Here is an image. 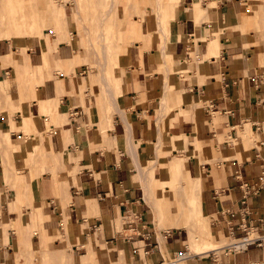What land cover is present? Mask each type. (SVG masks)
Segmentation results:
<instances>
[{
	"label": "crops",
	"instance_id": "obj_1",
	"mask_svg": "<svg viewBox=\"0 0 264 264\" xmlns=\"http://www.w3.org/2000/svg\"><path fill=\"white\" fill-rule=\"evenodd\" d=\"M246 3L167 0L161 39L156 10L146 32L126 20L103 92L65 34L67 6L59 40L0 38V264H264V21L245 32ZM245 231L260 244L215 247ZM207 233L213 248L183 253ZM31 234L40 253L23 249Z\"/></svg>",
	"mask_w": 264,
	"mask_h": 264
},
{
	"label": "rangeland",
	"instance_id": "obj_2",
	"mask_svg": "<svg viewBox=\"0 0 264 264\" xmlns=\"http://www.w3.org/2000/svg\"><path fill=\"white\" fill-rule=\"evenodd\" d=\"M77 1H78L79 6L76 4L77 2H75L74 0H0V38H6L10 44L13 43L14 46L19 48V50H23V51L31 45V44H29L31 41H34V42L42 41V45L44 47V45H45L44 43H47L46 37H48L50 35H55V36L58 35L56 40H59L60 39V37H59L60 30H62V29L67 30V28L63 25L57 24V16L59 15L58 10L60 9V10L64 11L63 8H65V6H67L69 9L68 15L72 19L73 25L69 28V31L65 32V34L67 35V38L70 37V38L76 39V40L74 39V43H75L74 47L78 48V46H79V48H81L80 51L83 52V54L85 56L84 58H82L80 56L79 57L81 59L87 60V62H84V64H85V66H84L85 71L83 73L84 76H86V78H89L91 75H94L95 76V83L98 84V88L103 92V86L99 85L101 83H100L99 78L97 76L99 66L104 65L105 75L107 76V78L109 80H111V82L113 84L114 79L112 80L111 78H112V76H114V74L116 75V72L114 70V66L116 65L118 67V60H119V56L121 54L119 52V49H116V47H114L111 39L109 38L107 40V38L110 37L109 35L106 36V43H105L106 46L108 45L107 46L108 51H107V49H105L102 52L103 48H102L101 42L98 39H97V41L95 40L97 38L96 27L99 26L98 25L99 24L98 19L105 12L108 11L109 3H107L106 0L105 1H103V0H77ZM108 1H110V0H108ZM113 1L115 3V0H113ZM155 1L156 0H146V1L145 0H116V2H117L116 3V9H117L116 11L117 12L115 15H117V18L115 16V20H117V21H115L113 19L116 23V26L113 25L114 30L120 31V29H122V30L125 29L126 28V20H132V19L137 20L138 17H142V19H144V17L148 14L149 11L156 10L155 5L157 2H155ZM243 1L247 2L246 4L251 5V6H249L250 8L248 10L253 11L255 19H251V21L248 23L247 26H243L241 28L245 32L255 31V30L261 29L260 21H264V11H258V9H257L258 7L256 8V5L258 4V0H243ZM129 2H132L133 4L135 2V4L129 6ZM165 2H167V0H165ZM91 7H93V9ZM78 8L81 10V12L84 13V18H85L84 25H83L82 19L78 15ZM163 10H164V8H162L160 10V17L159 18L157 16H155L157 18V19L155 18L157 20L155 22L158 26L160 25V28L162 29V33L166 34V33H168V24L169 23L166 24L164 22ZM131 11H132V13H131ZM129 13H131V14H129ZM110 18H113L112 13H111ZM143 22H144V26H143L144 32H146L148 30V22L146 19H144ZM84 26L85 27L87 26L86 29H88L89 31H86ZM158 26H156V27L154 26L155 31L158 32L156 37L161 39L163 37V34L160 35V32H159L160 29L158 28ZM104 27L108 28L110 26H107V24H104ZM84 30L86 31L85 34H84ZM88 32H90V36H89L90 39L87 40V35L89 34ZM45 33L47 34V36H43ZM105 33L107 34L108 31L105 30ZM93 34H94V36H93ZM67 38L65 40H68ZM61 39L64 40V37ZM87 42L91 43V46H92L91 49H93V50H91L89 48V46H88L89 43H87ZM110 42H111V46H110ZM110 47H113V49ZM100 50H101V52H100ZM93 51H94V53H93ZM106 51L108 53L107 57H105L106 53L104 54V52H106ZM44 52L46 53V50ZM92 53H93V55H92ZM108 57H110V60ZM106 58L108 61H110V63H108V65L112 64V65H110L111 69L110 68L108 69V65H107L108 61L105 60ZM103 60H105V61H103ZM96 61H97V63H96ZM106 69H108V71ZM95 92H98V90ZM40 112L42 114L47 115L46 112L45 113L43 112L41 107H40ZM22 119H23V123H25L23 129L26 132L37 130V126L35 125L32 116L23 115ZM10 144H11V142H10ZM10 144L7 145V149L10 148V146H11ZM21 205H23L24 207H26V206L30 207L32 210L33 204L31 205L30 203L29 204L23 203ZM199 224L202 226V221H199ZM42 226H43V224L40 223L39 226L37 227V229L35 228L34 233H39L40 228H42ZM15 227H17V226H15ZM156 229H158V228H156ZM33 234L27 235L25 237V239L23 241V249L27 250L29 253L37 254V253L41 252V249H36L33 247L32 241H31ZM250 236L254 237L253 235H250ZM231 241L234 242L232 237L226 238L224 242L216 243L215 247L221 246V245L222 246L223 245L228 246L229 244L233 243ZM213 247H214L213 245H211V244L209 245V243L204 241L203 234H200V235L193 234L190 238V242L187 244V248H186L187 250H185L186 252H183V253L188 255V256H191L195 252L198 253L201 251H206V250H209ZM226 248L227 247H222L217 251V253L214 252L215 256L219 259V257H220L219 255H221V253H222L221 251L225 250ZM179 254L168 257L166 260H168V261L174 260V259H176V257H178ZM179 256H181V255H179ZM37 259L43 260L42 258H38L36 256L33 260H37ZM22 261H23V263L26 264V260H22ZM42 262H44V261H42ZM179 262L181 264H187L186 259L179 260L178 263ZM45 264H51V262H49V260H46Z\"/></svg>",
	"mask_w": 264,
	"mask_h": 264
},
{
	"label": "bare ground",
	"instance_id": "obj_3",
	"mask_svg": "<svg viewBox=\"0 0 264 264\" xmlns=\"http://www.w3.org/2000/svg\"><path fill=\"white\" fill-rule=\"evenodd\" d=\"M75 2H77L76 4L79 6V4H78V1L77 0H74ZM103 1H105V0H103ZM146 1V0H145ZM106 2L107 3H109V8H108V11L107 12H105L102 16H100V18L98 19V25L99 26H97L96 27V30H97V38L95 39L96 41H97V39L101 42V44H102V52H103V50H105V49H107V51H108V45L106 46L105 45V43H106V36H110V37H108L107 38V40L110 38L111 39V41H112V43H113V45H114V47H116V44H117V41H116V39H115V30H114V26H116V23H115V21H117V20H115V16H116V18H117V15H115L116 14V0H115V3H114V1L113 0H110V1H108V0H106ZM141 2V1H140ZM155 2H157L156 3V15L155 16H157L158 18L160 17V10L162 9V8H164V5H165V0H156ZM154 3V2H153ZM134 4H135V2H134ZM132 2H129V6L130 5H134ZM144 4V3H143ZM138 5V4H137ZM81 6V5H80ZM93 6V5H92ZM82 7V6H81ZM94 7V6H93ZM93 7H91L92 9H93ZM138 7V6H137ZM132 8V7H131ZM155 8V7H154ZM258 9H261V11H264V5L262 4V6L261 7H259ZM263 9V10H262ZM89 10V9H88ZM145 10V9H144ZM138 11V10H137ZM111 13H112V16H113V18H110V16H111ZM131 13H132V11H131ZM131 13H129V14H131ZM134 13V12H133ZM137 13V12H136ZM78 15H79V17L82 19V21H83V25H84V21H85V18H84V13L83 12H81V10L78 8ZM156 18V17H155ZM115 21H114V20ZM157 19V18H156ZM155 19V20H156ZM157 21V20H156ZM104 24H107V26H110V27H104ZM111 24V25H110ZM86 25V24H85ZM114 25V26H113ZM106 26V25H105ZM158 26V25H157ZM160 26V25H159ZM87 27V26H86ZM86 27L84 26V28H85V30L86 31H89L88 29H86ZM84 30V34L86 33V31ZM105 30H107L108 31V33L106 34L105 33ZM89 33V34H88ZM87 34V40L88 39H90L89 38V36H90V32H88ZM8 34V33H7ZM9 35V34H8ZM93 36H94V34H93ZM90 41V40H89ZM110 41V40H109ZM99 42V43H100ZM87 43H89V48L91 49L92 48V46H91V43L90 42H87ZM110 46H111V42H110ZM101 48V47H100ZM110 48H112L113 49V47H110ZM109 48V49H110ZM91 50H93V49H91ZM107 51L106 52H104V54L106 53V56L105 57H107V55H108V53H107ZM100 52H101V50H100ZM93 53H94V51H93ZM93 53H92V55H93ZM111 54V53H110ZM103 57V56H102ZM109 58V60H110V57H108ZM106 61H108L107 60V58L105 59ZM105 60H103V61H105ZM98 61V60H97ZM97 61H96V63H97ZM108 63H110V61H108L107 62V65H108ZM103 64V63H102ZM96 65V64H95ZM98 65V64H97ZM110 65H112V64H110ZM110 65H108V69L110 68ZM116 66V65H115ZM115 66H114V68H115ZM98 67V66H97ZM117 67V66H116ZM108 69H106L107 71H108ZM111 69V68H110ZM98 74H99V76H100V79H101V83H103V84H107V83H109V80H108V78H107V76L105 75V72H104V65H100L99 66V71H98ZM111 75V74H110ZM98 76V75H97ZM118 79V78H117ZM110 85V84H109ZM104 87H108V85H105ZM110 87V86H109ZM112 91H113V88H112ZM110 94V93H109ZM111 95V94H110ZM113 99V98H112ZM204 241L205 242H207V243H209V245L212 243V240H211V236L209 235V233H207V234H205L204 235ZM233 244V243H232ZM232 244H230L229 246H231ZM178 257H179V259H182V260H184L185 258H182V256H179L178 255ZM43 260H33L32 262H31V264H43L42 263V261H46V260H50V258H48V256H45L44 258H42Z\"/></svg>",
	"mask_w": 264,
	"mask_h": 264
},
{
	"label": "built area",
	"instance_id": "obj_4",
	"mask_svg": "<svg viewBox=\"0 0 264 264\" xmlns=\"http://www.w3.org/2000/svg\"><path fill=\"white\" fill-rule=\"evenodd\" d=\"M260 185H261V183H259V185H254V186L242 184L241 188L243 190V197L244 198L247 197L250 193H252V194L256 193L258 191V189L260 188ZM260 241H261L260 238L251 237L248 234V231H245L244 236L239 241H236L231 245L232 246L231 249L232 250H241V249H244L246 246L253 244V243L260 244ZM179 260H182V259H179V257H176V259H174V260H171V261L166 260L160 264H181L180 262L178 263Z\"/></svg>",
	"mask_w": 264,
	"mask_h": 264
}]
</instances>
